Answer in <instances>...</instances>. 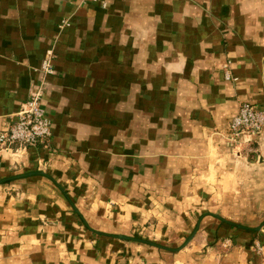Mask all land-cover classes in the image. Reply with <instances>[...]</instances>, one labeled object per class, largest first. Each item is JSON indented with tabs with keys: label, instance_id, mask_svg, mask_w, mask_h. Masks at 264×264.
<instances>
[{
	"label": "crops",
	"instance_id": "0c3cea01",
	"mask_svg": "<svg viewBox=\"0 0 264 264\" xmlns=\"http://www.w3.org/2000/svg\"><path fill=\"white\" fill-rule=\"evenodd\" d=\"M42 82L50 138L0 151V264H264V131L226 138L264 111V0H0V130Z\"/></svg>",
	"mask_w": 264,
	"mask_h": 264
},
{
	"label": "built area",
	"instance_id": "2783aa9c",
	"mask_svg": "<svg viewBox=\"0 0 264 264\" xmlns=\"http://www.w3.org/2000/svg\"><path fill=\"white\" fill-rule=\"evenodd\" d=\"M67 26L68 23L62 21L59 29ZM52 59V51H48L41 63V73L45 77L54 74ZM223 76L226 81H235L227 67H224ZM43 92L42 82L22 103L15 114V121L8 128L0 130V151L18 153L27 148L43 145L50 138L51 124L41 108ZM227 131L226 138L230 143H235L239 139H242L243 143L252 141V138L264 131V111L250 103L240 104L237 115L228 124Z\"/></svg>",
	"mask_w": 264,
	"mask_h": 264
},
{
	"label": "rangeland",
	"instance_id": "374dc122",
	"mask_svg": "<svg viewBox=\"0 0 264 264\" xmlns=\"http://www.w3.org/2000/svg\"><path fill=\"white\" fill-rule=\"evenodd\" d=\"M242 143H238L235 142V143H232V147L231 149L233 151H237V148L239 146H243L244 144ZM238 153V151L236 152V154ZM239 154V153H238ZM261 228L264 230V225L261 226ZM251 236H252V243H251V247L253 248V252L256 254V255H259L261 256L262 254V247H261V243L259 242L260 241V233H251ZM216 244H218L220 247H222L223 250H228V249H231L235 243H234V240L232 239H229V238H223V239H216Z\"/></svg>",
	"mask_w": 264,
	"mask_h": 264
}]
</instances>
